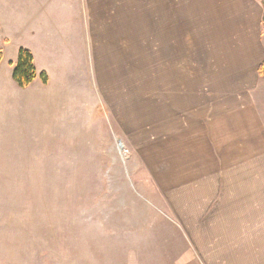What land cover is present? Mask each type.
<instances>
[{
	"label": "rangeland",
	"instance_id": "374dc122",
	"mask_svg": "<svg viewBox=\"0 0 264 264\" xmlns=\"http://www.w3.org/2000/svg\"><path fill=\"white\" fill-rule=\"evenodd\" d=\"M5 14L0 9V43L9 39V55L31 38L20 17L11 15L16 29ZM122 33L127 42L121 35L118 51L105 53L82 95L86 139L84 124L82 139L65 137L69 123L53 108L29 136L0 139V157L2 150H18L7 164L0 161V230L8 229L6 240H13L4 243L8 234L0 240V264L11 261L6 250L23 255L26 264H197L207 256L197 251L207 244L198 238L193 243L191 214L170 202L171 194L168 202L163 195V175H175L171 165L190 158L177 156L176 144H182L185 127L190 131L198 104L225 99L245 79L256 82L252 71L264 59V31L255 34L252 59L244 48L250 33L237 35L230 26L204 35L205 43L169 51L171 58L160 44L133 43L130 28ZM142 33L137 30L135 38ZM244 68L248 74L238 76Z\"/></svg>",
	"mask_w": 264,
	"mask_h": 264
},
{
	"label": "crops",
	"instance_id": "0c3cea01",
	"mask_svg": "<svg viewBox=\"0 0 264 264\" xmlns=\"http://www.w3.org/2000/svg\"><path fill=\"white\" fill-rule=\"evenodd\" d=\"M149 1L0 0L6 24L17 29L13 21L20 17V26L29 30L31 38L28 44L11 47L9 55L5 53L9 39L0 43V139L11 142L29 136L28 130H35L34 123L37 126L51 108L69 123L65 137L80 135L82 139L84 129L86 139L87 100L82 95L87 94L89 77L102 69L105 53L115 47L118 51L121 35L127 42L125 33L120 34L126 27L133 43L160 44L167 58H171L169 51L205 43L204 35L222 34L228 26L237 35L250 33L244 47L249 56L255 51V34L263 31L262 0ZM17 10L20 14L14 13ZM207 18L219 23L203 22ZM137 30L143 31L141 40L135 38ZM20 47L30 50L37 72L47 75L46 83L38 75L25 88L13 80L12 63ZM250 55L249 59L255 56ZM246 74L244 68L238 76ZM252 76L257 78L254 84L245 79L246 84L235 87L225 99L209 100L206 107L204 102L198 104L190 131L185 127L182 144L179 140L176 144L177 156L190 158H179L171 165L175 175H163L167 202L171 194L170 202L191 214L197 228L193 243L198 238L207 244V248L197 247L198 252L207 251L197 264H264V83L260 85L263 80L257 67ZM73 118L76 125H72ZM17 155L14 147L2 150L0 161L7 164ZM3 236L4 243L13 242L6 240L12 236L8 229L0 230V240ZM6 251L9 264H26L23 255L13 257Z\"/></svg>",
	"mask_w": 264,
	"mask_h": 264
},
{
	"label": "trees",
	"instance_id": "16d2710c",
	"mask_svg": "<svg viewBox=\"0 0 264 264\" xmlns=\"http://www.w3.org/2000/svg\"><path fill=\"white\" fill-rule=\"evenodd\" d=\"M262 8H263V15H262V28L264 31V0H262ZM1 58V52H0ZM13 70H12V78L17 83V85L21 88H25L31 84V82L39 76L42 82H47V75L44 71L38 73L34 62L33 56L30 50L20 47L18 49L17 59L15 63H12ZM257 74L260 77L264 78V59L258 64L257 66Z\"/></svg>",
	"mask_w": 264,
	"mask_h": 264
}]
</instances>
